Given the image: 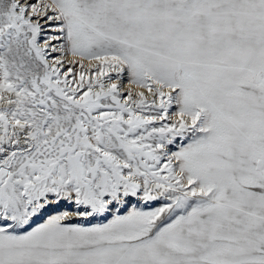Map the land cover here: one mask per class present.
<instances>
[{"label": "snow or ice", "instance_id": "snow-or-ice-1", "mask_svg": "<svg viewBox=\"0 0 264 264\" xmlns=\"http://www.w3.org/2000/svg\"><path fill=\"white\" fill-rule=\"evenodd\" d=\"M0 264H264V0H0Z\"/></svg>", "mask_w": 264, "mask_h": 264}, {"label": "rangeland", "instance_id": "rangeland-1", "mask_svg": "<svg viewBox=\"0 0 264 264\" xmlns=\"http://www.w3.org/2000/svg\"><path fill=\"white\" fill-rule=\"evenodd\" d=\"M87 64V62H85ZM125 84V85H124ZM122 88L123 90L126 92L129 88H131L134 92L135 91H139V89H136L135 86L133 85H130L126 82V79H125V82H123V85H122ZM171 150L175 151L176 150V146H172ZM155 206H158V204H154L153 207Z\"/></svg>", "mask_w": 264, "mask_h": 264}, {"label": "bare ground", "instance_id": "bare-ground-1", "mask_svg": "<svg viewBox=\"0 0 264 264\" xmlns=\"http://www.w3.org/2000/svg\"><path fill=\"white\" fill-rule=\"evenodd\" d=\"M123 85V84H122ZM125 85V84H124Z\"/></svg>", "mask_w": 264, "mask_h": 264}]
</instances>
